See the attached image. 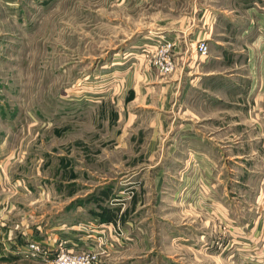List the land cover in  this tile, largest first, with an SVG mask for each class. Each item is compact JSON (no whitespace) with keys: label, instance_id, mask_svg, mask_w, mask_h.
<instances>
[{"label":"rangeland","instance_id":"1","mask_svg":"<svg viewBox=\"0 0 264 264\" xmlns=\"http://www.w3.org/2000/svg\"><path fill=\"white\" fill-rule=\"evenodd\" d=\"M198 7L0 0V209L14 206L9 223L20 230L106 214L115 234L105 264H264V124L250 120L264 92L255 108L228 104L232 84L212 98L196 89L186 108L174 97L161 108L178 95L165 90L156 100L162 123L153 111L128 118L147 92L124 93L118 58L144 85L157 82L151 73L184 70L177 41L171 71L157 53L123 52L160 28L203 24ZM200 41L208 43L196 50Z\"/></svg>","mask_w":264,"mask_h":264},{"label":"crops","instance_id":"2","mask_svg":"<svg viewBox=\"0 0 264 264\" xmlns=\"http://www.w3.org/2000/svg\"><path fill=\"white\" fill-rule=\"evenodd\" d=\"M223 2L230 6L229 9L222 5ZM218 3L224 8L218 7ZM230 3H232V7ZM198 4V16L205 18L203 24L200 21L198 25H190L186 20L175 24V26L160 28L155 33L152 31L147 39L139 40L123 52V57L127 59L126 55L139 52V47L155 40L158 41L159 36H164L173 42L177 41V45H174V56L178 61L181 60L184 65L186 64L184 70L180 68L176 74L167 79L156 76V73H151V79L157 82L150 84L145 82L144 85L140 84L138 73L135 74V70H129L126 66H122L125 60L118 58L120 67H123L119 75L125 86L124 93L128 95L132 87L134 89L139 87V93L141 89L143 92L144 90L147 92V95L141 96L142 103L129 110L128 118L153 111L158 116L156 124H160L162 121L159 114L165 112L161 108L171 104L169 98L174 97L176 108H186L188 105L185 102L196 89H200L206 98H212L211 93L213 95L215 92L216 95L221 94L219 87H223L224 84L234 85V89L229 90L230 94L234 92V98H231V102L228 104L234 103L238 108L248 105L255 108V104L259 105L256 102L255 94L264 92V0H198ZM210 17L214 18V22L206 25ZM202 38L208 39L210 52L207 57L200 56L196 50V44ZM117 65L114 66L117 67ZM219 66L229 68L223 70ZM226 71L230 73L225 74ZM254 72H258V78ZM143 75L147 76L146 73ZM165 90L177 92L178 98L176 95L164 97ZM162 96L165 103L159 108L156 105V100L161 99ZM148 98L151 99V102H148ZM221 100L224 101L220 95L218 100L214 99L209 102L215 104ZM253 101H255L254 104H252ZM261 104V107L256 106L260 113L250 117V120L253 119L257 124H264V103ZM189 134L192 135V133ZM184 136L192 137L186 134ZM199 138L201 137L199 136L197 139ZM12 209L14 210V206L0 209L1 264H50V260L24 253L23 249L26 248L28 242H37L43 250L53 253L57 252L61 241H67L68 247L76 245V249H86V246H92L96 239L101 238V232L105 233V238L113 237L115 234L113 232L114 224L111 221H105L109 220L106 218V214L103 217L97 213L91 218L82 219L77 223L72 221L71 223L74 224L71 225H61L60 222L54 223L48 220L50 223H45V225L31 227L26 225L18 230V225L14 227L9 223L12 213H14ZM84 224H87V228L82 227ZM35 229H39L40 232L38 233ZM117 236L119 238L118 234ZM103 261H105L104 258H102L101 264L108 262V260L105 263Z\"/></svg>","mask_w":264,"mask_h":264},{"label":"built area","instance_id":"3","mask_svg":"<svg viewBox=\"0 0 264 264\" xmlns=\"http://www.w3.org/2000/svg\"><path fill=\"white\" fill-rule=\"evenodd\" d=\"M159 37L158 41L155 40L147 45H143L144 47L139 52L125 55L134 58L142 51H147V56L153 52L157 53L164 60L162 70L171 71L174 68V58L168 49L172 47V41L164 36ZM197 50L200 56H207L209 51L208 43L200 41L197 45ZM82 227L87 228V224H84ZM100 234H102L101 238L96 239L92 246H86V249H76V245L68 247L67 241H61L59 242L57 252L50 253L43 250L37 242H28L23 251L27 255L50 260V264H101L103 255L109 252V243L107 242L108 238H105V233L101 232ZM88 239L91 241V238L88 237Z\"/></svg>","mask_w":264,"mask_h":264}]
</instances>
